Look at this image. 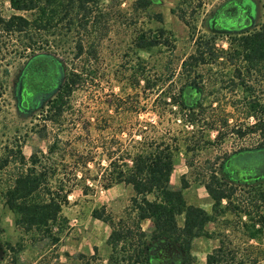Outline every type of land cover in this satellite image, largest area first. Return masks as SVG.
Masks as SVG:
<instances>
[{"label":"rangeland","instance_id":"rangeland-1","mask_svg":"<svg viewBox=\"0 0 264 264\" xmlns=\"http://www.w3.org/2000/svg\"><path fill=\"white\" fill-rule=\"evenodd\" d=\"M234 2L254 7L253 26L236 35L215 33L211 28L214 15L225 3ZM134 3L111 0L103 5L108 18L101 39L102 32L90 34L89 29L87 33L63 32L61 47L36 51L35 55L22 52L17 38L0 32V264H107L110 228L94 219L91 212L105 208L114 220L125 217L133 196L129 185L121 183L109 189L97 185L86 195L75 188L62 209L67 224L57 233V240L18 228L16 216L4 203L5 190L28 167L29 157L45 154L56 140L66 153L95 151L96 163L107 167L108 161L99 154L110 148L134 150V143L150 131L149 127H155L158 135L169 130L179 149L170 186L182 191L187 205L210 214L213 201L206 185L216 186L219 181L234 189L231 199L237 208L250 217L264 216V166L257 167L255 160L242 165L234 176L236 181L224 169L233 156H252L264 149V117L260 128L256 127L260 114L246 115L248 101L257 99L264 105V71L256 67L249 73L243 60L230 62L226 57L233 37L264 25V0H161L145 11L135 10ZM13 13L7 0H0V17L6 19ZM159 30L171 36V44L148 50L135 48L138 33ZM209 38L214 40L215 51L225 54L217 61L193 65L189 57L197 55L200 43ZM80 41H94L93 56L87 48L83 55L77 54ZM38 57L55 63L56 83L43 98L24 109L18 101L21 76L28 63ZM194 66L197 71L192 73ZM72 74L79 75L82 82L64 98L61 117L50 121L52 103ZM193 78H199L200 96L198 105L189 107L182 91ZM183 104L185 111L180 107ZM185 115L194 122H186ZM237 130L245 135L239 136ZM114 140L118 141L115 146ZM19 152L27 162L24 167L18 161ZM225 218L232 219L229 214ZM178 224L182 226L183 217L178 218ZM141 227L148 232L151 224L144 221ZM214 230L213 224L206 226L208 233ZM217 245L215 239H194L191 254L196 264H204L206 255Z\"/></svg>","mask_w":264,"mask_h":264},{"label":"trees","instance_id":"trees-1","mask_svg":"<svg viewBox=\"0 0 264 264\" xmlns=\"http://www.w3.org/2000/svg\"><path fill=\"white\" fill-rule=\"evenodd\" d=\"M110 1L7 0L14 13L6 19L0 17V32L17 38L19 49L31 55L36 51L61 47L63 32L65 35L82 30L87 33L89 29L90 34L102 32L99 33L101 39L108 18L103 5ZM160 3L161 0H135L134 8L145 11ZM180 20L185 23L182 17ZM170 40L171 36L163 30L149 31L148 34L138 33L133 44L138 50H148L171 44ZM213 46V38L203 41L198 48V56H190V61H217L225 53H217ZM231 46V50L226 51L230 62L243 60L249 73L256 67L264 71V25L257 31L233 37ZM76 48L78 55H83L85 48L88 55H92L96 44L94 41H80ZM81 82V77L76 74L66 80L57 101L52 103L50 121L61 117L64 98ZM186 88L183 94L188 93ZM165 104L168 106L169 103ZM180 107L186 110L184 104ZM257 114H260V119L256 127L263 128L260 120L264 117V105L257 99L248 101L247 117H257ZM185 116L186 122H194V118ZM149 129L140 141L134 143V150L112 151L110 148L106 154H99L108 161L107 167L96 163L95 151L66 153L57 140L45 154L31 155L28 167L14 177L4 194L6 207L16 216L15 225L25 232H36L57 240V233L62 232L67 224L62 217V209L69 204V195L75 188L86 195L97 185L109 189L124 183L133 191L125 217L114 220L105 208L91 212L94 219L110 228L107 264H196L191 246L193 240L200 237L218 242L217 247L206 255L204 264H264V216L250 217L237 208L231 199L234 189L226 188L217 180L216 186L206 185L213 201L210 214L187 205L182 191L173 190L170 186L174 160L179 152L177 142L169 130L158 135L155 127ZM236 133L241 137L245 135L240 130ZM117 144V140L112 142L113 146ZM242 157L235 155L224 166L232 181H236L234 176L244 164L255 160L258 161L257 167L264 166V149L256 155ZM18 161L23 167L27 163L20 152ZM228 214L232 219L225 218ZM180 217H183L182 226L178 224ZM144 221L151 224L148 232L141 227ZM208 224L215 226L211 233L206 231Z\"/></svg>","mask_w":264,"mask_h":264},{"label":"flooded vegetation","instance_id":"flooded-vegetation-1","mask_svg":"<svg viewBox=\"0 0 264 264\" xmlns=\"http://www.w3.org/2000/svg\"><path fill=\"white\" fill-rule=\"evenodd\" d=\"M255 9L253 6H244L238 3H225L211 20V28L215 33H228L232 35L243 33L249 30L254 23ZM193 56H198L193 55ZM195 65H204L205 62H194ZM56 65L47 57L33 58L27 65L26 71L22 73L18 101L20 107L28 109L35 102L43 98L55 85ZM192 73L197 71L194 66L190 69ZM199 79V78H198ZM198 79L190 81L188 93L184 96V101L189 107H195L199 103V90L197 88ZM51 81H54L53 83ZM53 84V86H52ZM35 106V105H34ZM246 157V155H245ZM244 156L242 159L245 158ZM244 161V160H241ZM3 251L0 247V259Z\"/></svg>","mask_w":264,"mask_h":264}]
</instances>
